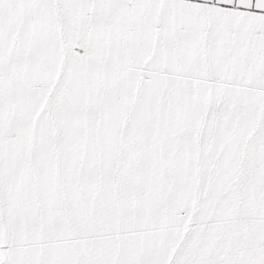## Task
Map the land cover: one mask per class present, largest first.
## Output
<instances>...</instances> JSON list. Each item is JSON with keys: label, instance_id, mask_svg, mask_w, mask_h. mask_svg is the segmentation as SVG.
Listing matches in <instances>:
<instances>
[{"label": "snow or ice", "instance_id": "obj_1", "mask_svg": "<svg viewBox=\"0 0 264 264\" xmlns=\"http://www.w3.org/2000/svg\"><path fill=\"white\" fill-rule=\"evenodd\" d=\"M0 264H264V0H0Z\"/></svg>", "mask_w": 264, "mask_h": 264}]
</instances>
